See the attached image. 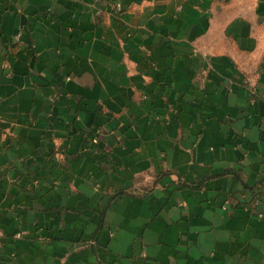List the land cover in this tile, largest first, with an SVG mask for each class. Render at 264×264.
Returning <instances> with one entry per match:
<instances>
[{
	"label": "crops",
	"instance_id": "crops-1",
	"mask_svg": "<svg viewBox=\"0 0 264 264\" xmlns=\"http://www.w3.org/2000/svg\"><path fill=\"white\" fill-rule=\"evenodd\" d=\"M0 264H264V0H0Z\"/></svg>",
	"mask_w": 264,
	"mask_h": 264
}]
</instances>
